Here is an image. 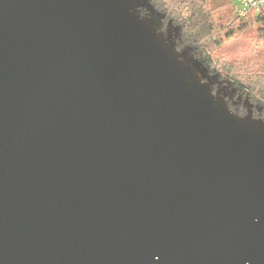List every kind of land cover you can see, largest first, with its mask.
Masks as SVG:
<instances>
[{
  "label": "water",
  "instance_id": "water-1",
  "mask_svg": "<svg viewBox=\"0 0 264 264\" xmlns=\"http://www.w3.org/2000/svg\"><path fill=\"white\" fill-rule=\"evenodd\" d=\"M0 264H264V120L134 0H0Z\"/></svg>",
  "mask_w": 264,
  "mask_h": 264
},
{
  "label": "trees",
  "instance_id": "trees-1",
  "mask_svg": "<svg viewBox=\"0 0 264 264\" xmlns=\"http://www.w3.org/2000/svg\"><path fill=\"white\" fill-rule=\"evenodd\" d=\"M147 1L154 10L162 15L163 22H165L164 20H169L178 28V37L181 44L175 45L166 36L170 44L177 50H180L182 46H188L194 58L211 74L216 72L218 68V64L212 58L211 52L222 43L223 37L224 40L229 39L235 32L242 31L255 24L258 27L259 35L264 38V13L249 18H240L236 15L235 10L231 9L227 21L220 23L214 18L213 9L210 8V0ZM220 1L225 5L228 0ZM194 67L199 72L197 67ZM224 69L225 74L230 76L228 78L231 80L227 82L232 84L239 95H245L250 102L259 100L263 107L253 115L264 120V77H260V75H252L251 77L233 75L232 73H235L236 70L231 65L224 67ZM199 73L201 74V72ZM214 74L217 79H223L218 73ZM214 91L216 90L214 89ZM227 104L228 108L236 115L243 116L247 112L242 109L243 106L238 108L230 101H227Z\"/></svg>",
  "mask_w": 264,
  "mask_h": 264
},
{
  "label": "rangeland",
  "instance_id": "rangeland-1",
  "mask_svg": "<svg viewBox=\"0 0 264 264\" xmlns=\"http://www.w3.org/2000/svg\"><path fill=\"white\" fill-rule=\"evenodd\" d=\"M210 8L213 9L214 18L220 22L224 23L229 18V11L234 9L230 0L224 3L220 0H210ZM135 10L139 12L142 16L146 17L150 24L155 25L160 29L171 42L180 45L181 41L178 37V28L169 20L162 21V15L154 10L147 0H134ZM178 26V24H177ZM258 27L254 24L248 28L237 31L229 39L224 40L222 38V43L211 52V56L217 63V71L223 79L219 80L216 78L215 74L208 72L205 67L200 64V62L194 58L190 48L188 46H182L180 48V53L182 58L197 67L199 72H201L202 77L205 78L211 86L222 94L227 101L235 104L238 108L242 107L244 111L251 110L254 113L262 108V104L259 100L250 102L247 100L245 95H239L237 91L233 88L232 84L227 81L229 80L227 74H225L224 67H229V65L235 67L236 72L232 73L237 76H247L260 75L264 77V38L259 35L257 31ZM225 65V66H224ZM226 80V81H224Z\"/></svg>",
  "mask_w": 264,
  "mask_h": 264
},
{
  "label": "built area",
  "instance_id": "built-area-1",
  "mask_svg": "<svg viewBox=\"0 0 264 264\" xmlns=\"http://www.w3.org/2000/svg\"><path fill=\"white\" fill-rule=\"evenodd\" d=\"M236 15L249 18L264 13V0H230Z\"/></svg>",
  "mask_w": 264,
  "mask_h": 264
},
{
  "label": "flooded vegetation",
  "instance_id": "flooded-vegetation-1",
  "mask_svg": "<svg viewBox=\"0 0 264 264\" xmlns=\"http://www.w3.org/2000/svg\"><path fill=\"white\" fill-rule=\"evenodd\" d=\"M248 111H251V110H247V112H248ZM247 112H246V113H247ZM251 112H252V111H251ZM252 114H253V112H252ZM253 116H254V115H253ZM254 117H255V116H254Z\"/></svg>",
  "mask_w": 264,
  "mask_h": 264
}]
</instances>
